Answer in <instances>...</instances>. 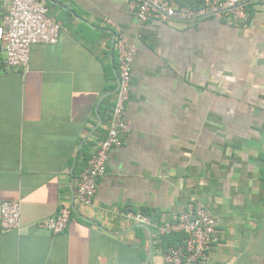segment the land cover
Listing matches in <instances>:
<instances>
[{
	"label": "crops",
	"instance_id": "0c3cea01",
	"mask_svg": "<svg viewBox=\"0 0 264 264\" xmlns=\"http://www.w3.org/2000/svg\"><path fill=\"white\" fill-rule=\"evenodd\" d=\"M62 26L29 66L0 51V264H164L156 226L194 199L218 221L211 264H264V1L226 21H150L129 0H40ZM110 21V23H109ZM117 29L137 49L126 119L92 206L78 172L106 137L118 88ZM21 206L1 227L3 202ZM72 207L65 232L40 223ZM127 211L151 217L145 226Z\"/></svg>",
	"mask_w": 264,
	"mask_h": 264
},
{
	"label": "built area",
	"instance_id": "2783aa9c",
	"mask_svg": "<svg viewBox=\"0 0 264 264\" xmlns=\"http://www.w3.org/2000/svg\"><path fill=\"white\" fill-rule=\"evenodd\" d=\"M129 9L141 25L150 21L175 19L196 22L209 18L246 28L250 21L241 0H129ZM49 12L40 0H0V51L5 55L7 67L25 69L29 66L33 45H55L59 42L62 26L50 17ZM115 46L119 58L118 88L110 125L106 137L80 172L76 183L75 200L84 206L94 204L99 180L106 173L110 151L120 146L133 130L132 123L126 119V108L131 98L133 63L138 49L120 29L116 32ZM20 215L18 202H3L2 229H19ZM71 216L72 207L62 204L56 216L41 222L40 226L53 234H60L65 232ZM125 216L147 227L153 224L150 216L140 212L127 211ZM156 229L159 238L184 236L182 245L163 251L164 264H211V249L220 241L218 221L198 201L192 199L183 212L172 215Z\"/></svg>",
	"mask_w": 264,
	"mask_h": 264
},
{
	"label": "trees",
	"instance_id": "16d2710c",
	"mask_svg": "<svg viewBox=\"0 0 264 264\" xmlns=\"http://www.w3.org/2000/svg\"><path fill=\"white\" fill-rule=\"evenodd\" d=\"M247 13L249 14V20L251 18L250 12L246 9ZM250 22V21H249ZM91 158V157H90ZM88 158L85 165L80 169V171L78 172V176L80 174V172L83 170V168L86 166L88 160L90 159ZM184 236L183 235H175V236H167V237H162L160 238L161 241V246L163 251H166L169 247L171 246H177V245H182L183 244V239Z\"/></svg>",
	"mask_w": 264,
	"mask_h": 264
}]
</instances>
